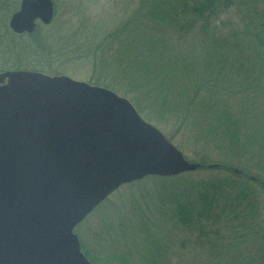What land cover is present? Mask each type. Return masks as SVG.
Listing matches in <instances>:
<instances>
[{
	"label": "trees",
	"instance_id": "obj_1",
	"mask_svg": "<svg viewBox=\"0 0 264 264\" xmlns=\"http://www.w3.org/2000/svg\"><path fill=\"white\" fill-rule=\"evenodd\" d=\"M233 6L237 8L239 21L243 22L237 23L238 26L235 24L234 28L232 22L227 24L222 17ZM199 21H207L208 25L213 22L214 33L219 26L229 27L225 35L215 34V41L200 40L203 53L209 56L204 64L186 56L179 47L181 43L175 44L173 38L169 42L166 36L171 31L185 35ZM208 25L203 27L208 29ZM114 36L117 39V57L105 61L101 56L98 63L106 77L90 80L129 97L139 112L159 125L185 154L191 151L190 146L185 141L183 144L176 142V133L185 131L191 134L194 150L200 156L194 158L195 162L223 165L200 168L217 173L207 179L180 182L193 193L195 190L198 193H195V199L185 202L169 196V201L175 204L170 219L174 218L192 232L197 229V242L206 243L209 256L213 253L218 262L222 259L231 261L232 257H227L231 249L243 253L240 248L252 244L256 245L252 251L256 256L250 259V264H264V164L255 165L259 174L249 164L256 155L264 158V113L259 126H251L245 114H233L231 109L218 103L222 98L216 99L218 89L222 92L227 90L221 84L224 76L220 74L225 69L245 79L238 84L241 86L239 90L248 93L250 100L255 99L252 97L255 89H259V96L264 99V0H141L129 22H125L110 38ZM32 37L34 46L48 54L50 43L42 33L36 32ZM29 52L38 55L37 50L28 49ZM94 53L97 55V50L94 49ZM216 63L222 66L219 72H215ZM261 83L263 87L259 88ZM173 124L176 126L174 132L169 129ZM213 152L217 157L211 156ZM235 167L241 169L240 174L234 172ZM192 174L151 178L167 181ZM160 187L167 189L168 185L161 183ZM170 187L174 190L176 182ZM160 202L156 207L164 213L165 202L162 198ZM131 209L135 217L130 216L127 221L119 209L114 210L117 232L120 230L124 236L129 235L130 228L137 225L134 230L143 234L138 244L141 249H136L143 254L139 259L144 264H172L170 259L175 252L167 247L168 242L151 235V225H155L153 211L149 208L145 212L136 203ZM196 217L212 218L217 226H193ZM108 219L110 216L106 219V229L110 228L111 220ZM212 236L215 239H211ZM82 242L83 250L95 264H138L132 247L123 253L99 258L92 256L91 250ZM133 242L137 243L136 240ZM236 263L244 264L242 259Z\"/></svg>",
	"mask_w": 264,
	"mask_h": 264
},
{
	"label": "water",
	"instance_id": "obj_2",
	"mask_svg": "<svg viewBox=\"0 0 264 264\" xmlns=\"http://www.w3.org/2000/svg\"><path fill=\"white\" fill-rule=\"evenodd\" d=\"M54 12L23 0L10 26L33 32ZM0 83V264H93L74 229L120 186L223 166L189 161L109 88L32 70Z\"/></svg>",
	"mask_w": 264,
	"mask_h": 264
},
{
	"label": "rangeland",
	"instance_id": "obj_3",
	"mask_svg": "<svg viewBox=\"0 0 264 264\" xmlns=\"http://www.w3.org/2000/svg\"><path fill=\"white\" fill-rule=\"evenodd\" d=\"M53 1L55 3L54 19L47 25L40 22L39 27L36 29V32H41L50 43L48 44L50 47L48 54L42 53V49L34 46L32 36L24 35L14 38V33L9 26V20L13 12L18 8L19 0H8L6 2L4 13H0V71L14 70L21 66L23 69L42 71L51 75L64 74L74 79L96 84L90 79L106 77L103 71L101 72L102 65L98 63L99 58L103 56L105 61H112L117 57V39L115 37L117 35L112 38H110V35L117 33L118 28L125 22H129L135 11L140 7L141 0ZM222 17L227 21V24L232 22L234 24L233 28L235 24L243 23L238 19L235 6L231 7ZM205 24L208 25L207 21H199L196 27H192L185 35L171 31L166 34L167 40L171 42L173 38L172 42L175 44L181 43L182 46L179 47L186 56H192V59L196 58L197 63L204 64L209 56L207 53H203L200 40L206 38L209 41H215V34L225 35L229 29V27L219 26L220 28H216L214 33L212 30L213 22L208 25V29L203 27ZM5 39L6 42L4 43L3 40ZM208 46L212 48V45ZM28 49L37 50L38 55L34 56L30 52L27 53ZM94 49L97 50V55L94 53ZM215 65V72H219L222 66L217 63ZM220 74L224 76L221 84L227 87V90L222 92L218 89L216 99L222 98L218 103L222 104L223 108L231 109L235 115L239 114V116H242V114H245L249 124L258 127L261 115L264 113V99L259 96V89L252 91V97L255 98L252 101L248 93H244L242 89L239 90L241 86L238 84L245 80L242 76L228 72L226 69ZM111 75L117 74L111 73ZM260 87H263L262 83ZM117 93L124 95L122 92L117 91ZM254 104L256 105L255 108L253 107ZM140 113L146 120L151 122L144 113ZM174 125L169 126L172 132L175 131L174 127L176 126ZM156 126L160 128L159 125ZM176 134L178 135L176 142L183 144V141H185L190 146L191 151L186 153L187 158L190 161H195L194 158H200L197 154L198 152L194 150L190 138L192 137L191 134L189 135L185 131H178ZM177 146L179 147V145ZM211 156L217 157V153L213 152ZM263 162L264 158L256 155L249 164L251 169L257 173L259 170L256 169L255 165L257 163L264 164ZM191 173L194 174L183 176L184 178L181 179H167L165 181L148 177L142 179L139 183L125 184L104 203L102 202L103 204L101 203L102 205L100 204L101 206H98V209L96 208L75 228L81 240L91 250V255L106 258L110 255L123 253L132 247L135 251L134 260L138 264H144L139 259V256H143L142 252L136 251V249H141L138 244L142 240L143 234L141 235L139 230H134L137 228L135 224V227L130 228L128 231L129 235L124 236L120 230L117 232V215L114 211L119 209L122 218L127 221L130 216L135 217V213L131 208L136 203L145 212L149 208L153 211L152 220L155 225H151L153 230L151 235L160 237L168 242L167 247H170L175 252V255H172L170 259L172 264H193L194 262L195 264H238L236 262L239 259H242L244 264H250V259L256 256L254 252L252 253L256 245L248 244L244 248H240L243 253H236L234 249H231L227 257H232V260L222 259L220 260L221 262H218L217 256L213 255V253L209 256L206 243L197 242L199 238L197 229L194 228L192 232L189 227L186 228L174 218L170 219L172 210L174 211L175 209V204L169 201V196L177 197L181 202H185L188 199H195V193H198V190L193 193L188 186L180 182L186 180L189 182L201 181L217 174L205 169ZM155 182L159 183L155 184ZM173 182H176L174 190L170 187ZM161 183H166L168 185L167 189L161 188ZM161 198L165 202L164 213H160L158 207H156V205H160ZM108 216H110L108 220H111V223L110 228L106 229ZM193 223V226L198 224L217 226V223L212 218L196 217ZM127 226L131 227L130 224ZM211 239H215V237L212 236ZM134 240L137 243L133 242ZM166 256H168V253H166ZM110 264L119 263L112 262Z\"/></svg>",
	"mask_w": 264,
	"mask_h": 264
},
{
	"label": "flooded vegetation",
	"instance_id": "obj_4",
	"mask_svg": "<svg viewBox=\"0 0 264 264\" xmlns=\"http://www.w3.org/2000/svg\"><path fill=\"white\" fill-rule=\"evenodd\" d=\"M7 1H8V0H2V1L0 2V3H1L0 13L3 12V11H5V9H6V4H5V3H6ZM21 1H22V0H19L20 5H21ZM40 22H41V21L38 20V22H37V26H36L37 28L39 27ZM37 28H36V29H37ZM35 31H36V30H35ZM16 34H17V33H16ZM33 34H34V32H31V33H29V32H24V33H21L20 36H24V35H33ZM3 42L5 43V42H6V39L3 40ZM7 70H8V69H7ZM7 70H6V71H7ZM3 72H5V71H0V73H3Z\"/></svg>",
	"mask_w": 264,
	"mask_h": 264
}]
</instances>
